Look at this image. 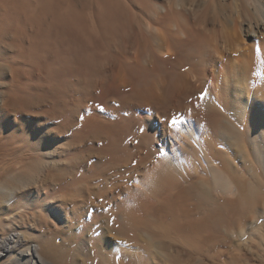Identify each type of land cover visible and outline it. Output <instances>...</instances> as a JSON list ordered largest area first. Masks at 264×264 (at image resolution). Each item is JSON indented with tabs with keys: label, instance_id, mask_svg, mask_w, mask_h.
<instances>
[{
	"label": "rangeland",
	"instance_id": "obj_1",
	"mask_svg": "<svg viewBox=\"0 0 264 264\" xmlns=\"http://www.w3.org/2000/svg\"><path fill=\"white\" fill-rule=\"evenodd\" d=\"M159 2L165 4L166 0H0V184L17 182L19 186L27 178L39 182L16 192L10 203L0 202V239L16 232L22 235L15 250L5 251L0 264H28L30 258L38 257L35 250L30 255L25 252L30 245L42 248L45 236L63 245V240L74 234L80 236L82 243H65L62 263L53 264H100L91 238L97 240L104 233L111 250L123 258L117 261L110 255L103 260L107 264H264V217L252 219L255 221L251 231L247 223L240 224L236 219L237 224L231 225L221 217L218 231L209 232L217 241L213 244L201 238V243L198 240L193 243L185 235L175 236L168 228L167 235L171 237L162 238L168 247H158L159 236L150 234L149 242L155 245L158 256L148 258L137 254L142 248L136 243L137 247L132 245L134 240L130 243L131 239H115L116 235L108 230H92L91 234L85 228L86 222L93 221L91 215L97 208L102 206V210L108 203L117 202L119 191L124 192L135 180L144 177L142 166L130 172L143 156L142 149H135L141 128L130 131L129 138H132L113 143V137L103 133L100 127L104 122L121 123L127 117L149 111L145 106L123 108L119 102L124 88L120 90L118 80L122 56H118L117 44L128 38L127 43L132 44L128 49L132 52L137 35L150 36L147 27L153 34ZM163 44L166 42L162 41ZM260 48L264 55V43ZM239 56L232 54L227 59L239 61ZM145 62L152 67L150 58ZM90 64L102 65L103 71L93 75ZM193 85L200 94L203 81L194 79ZM61 145L64 150L59 152ZM222 156L230 159L228 152H222ZM68 159L76 164L75 170L66 162ZM58 160L64 163L46 167V162ZM198 162L204 167L202 159ZM255 162L258 166L257 159ZM253 165V162L248 164ZM253 171L260 172L258 168ZM241 172L244 175L246 170ZM194 173L186 178L188 183L203 181L211 189L210 194H215L211 172L198 169ZM78 186L84 187L89 205L85 219L80 225L62 227L61 219L55 216L56 206L65 194L75 196ZM184 196H189L186 201L195 206V194L190 192ZM70 201L68 208H74L75 202ZM210 205L207 202L203 208L211 209ZM174 208L161 206L158 223L170 222L172 211L180 215ZM201 213L192 216L198 220L206 211ZM144 242L147 240L141 245Z\"/></svg>",
	"mask_w": 264,
	"mask_h": 264
},
{
	"label": "bare ground",
	"instance_id": "obj_2",
	"mask_svg": "<svg viewBox=\"0 0 264 264\" xmlns=\"http://www.w3.org/2000/svg\"><path fill=\"white\" fill-rule=\"evenodd\" d=\"M156 14L155 32L152 34L147 27L150 36L137 35L132 52L128 49L132 45L127 43L128 38L117 44L118 56H122L118 80L120 90L124 88L119 102L123 108L145 106L149 111L127 117L121 123L102 121L100 127L103 133L113 137V143L132 138H129L130 131L141 128L135 149H142L143 156L130 172L142 166L144 177L135 180L124 192L119 191L117 202L108 203L102 210V206L97 208L91 215L93 221L85 223L90 233L108 230L116 235L115 239H131L130 243L134 240L132 245H140L142 252L137 254L143 258L158 256L155 245L149 242L150 234L159 236L158 247L167 246L162 238L171 237L167 235L168 228L175 236L185 235L193 243L201 238L213 244L216 240L209 232L218 231L221 217L231 225L237 221L247 223L250 231L254 221L264 217V55L260 48L264 43V0H166L165 4L158 3ZM162 41L166 44L162 45ZM232 54H239V61L227 59ZM147 58L152 67L145 65ZM83 64L88 65L86 61ZM90 68L93 75L103 71L102 65ZM186 68L189 69L185 71ZM194 79L203 81L200 94L194 89ZM172 113L177 116H170ZM62 150L63 146L59 152ZM222 152H228L231 160L223 159ZM201 159L204 167L198 162ZM66 162L71 168L76 165L72 159ZM251 162L252 167L248 166ZM61 163L64 160L46 162V167ZM254 168L260 172L256 174ZM198 169L211 172L215 194H210L211 189L203 181L188 183L186 178L195 175L194 170ZM244 169L243 175L241 170ZM37 182L27 178L19 186L17 182L0 184V202L10 203L16 192ZM75 191V196L65 194L56 206L55 216L61 219L62 227L82 223L88 211L84 187L78 186ZM190 192L197 198L195 206L186 201L189 196L184 198V194ZM70 200L75 202L74 208H68ZM207 202L211 209L203 208ZM161 206H175L174 210L177 208L180 215L172 211L170 222L158 223ZM200 209L206 213L201 215ZM196 213H201L202 218L194 219ZM21 236L16 232L0 239V258L6 255L5 251L15 250ZM79 237L77 234L72 238L67 236L63 245H57L54 239L45 236L42 248L32 244L25 250L29 255L33 250L38 254L36 259L30 258L28 264L62 263L66 254L62 247L71 241L81 242ZM105 238V233L97 240L91 238L100 264H107L103 260L110 255L123 261L122 255L112 251ZM143 240H147L144 246L141 245ZM184 244L182 246L186 247ZM159 255L161 257L160 252Z\"/></svg>",
	"mask_w": 264,
	"mask_h": 264
}]
</instances>
